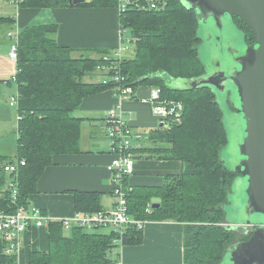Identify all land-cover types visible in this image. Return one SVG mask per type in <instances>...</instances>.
<instances>
[{
  "label": "trees",
  "instance_id": "obj_1",
  "mask_svg": "<svg viewBox=\"0 0 264 264\" xmlns=\"http://www.w3.org/2000/svg\"><path fill=\"white\" fill-rule=\"evenodd\" d=\"M15 2L23 7L70 6L69 0ZM158 2L157 9L129 7L119 12L122 33L130 30V41L134 44L133 53L119 59L120 74L134 89L136 85L151 84L159 89L162 99L182 104L180 118L169 117L149 137L158 145L141 150L181 160L184 168L162 187H131L128 211L137 219L182 222L184 264H219L238 235L223 224L230 186L238 175L221 161L228 142L223 108L207 87L179 89L170 85L171 78L189 80L204 71L198 55V23L195 12L183 6L180 0ZM117 3L118 0H89L79 5L117 7ZM10 20L0 17V25ZM237 21L246 41L251 43L254 36L238 18ZM55 31L56 25L42 24L18 32L16 73L12 78L18 96L16 154L13 158L0 155V211L7 213L14 212L18 206L29 205V196L36 190L38 178L55 154L79 151L81 118L74 112L82 99L114 88L109 77L99 78L113 74L117 60L112 56L114 50H97L101 54L98 58L76 57L72 48L56 43ZM103 65L109 67V73L99 70ZM135 150L133 145L134 157ZM9 161L24 162L15 177L16 203L6 190L11 173H6L3 166ZM152 196H156L158 201L154 203L159 205L147 212L146 205ZM74 201L77 211L101 209L96 193L75 192ZM47 229L48 249L30 251L28 264H114L116 261L112 232L78 227L64 235L56 221L50 222ZM135 230L125 242L141 241V231ZM0 264H15V256L0 251Z\"/></svg>",
  "mask_w": 264,
  "mask_h": 264
},
{
  "label": "crops",
  "instance_id": "obj_2",
  "mask_svg": "<svg viewBox=\"0 0 264 264\" xmlns=\"http://www.w3.org/2000/svg\"><path fill=\"white\" fill-rule=\"evenodd\" d=\"M7 3L8 8L0 11V17L11 19L6 23L8 28L0 39V101L7 99L11 93L17 94L16 85L12 82L16 61L8 56L11 43L9 31L18 33L31 25L54 24L56 43L72 48V54L76 57L89 55L98 58L101 54L97 50L112 51L125 40L117 7H23L16 4L15 0H7ZM155 88L151 84L136 85L134 97L121 101L110 88L85 96L74 112L75 116L81 118L79 151L52 157L51 164L44 168L38 178L35 192L29 196V205L38 207L51 219L68 217L77 211L75 192L96 193L101 209L113 205V184L108 169L113 155L110 153L104 119L107 111L119 104L131 131L142 135V138L133 141L137 142L134 143L136 157L133 171L125 177V183L134 189H155L166 185L171 176L179 174L184 168L181 160L161 156L159 152L141 150L158 145L149 139L162 125L150 100ZM16 128L17 109L15 147L9 149V145L1 142V136L0 155L13 158L16 154ZM157 201L156 196H152L148 203L152 205ZM145 220L140 229L141 241L125 242L136 231L134 227L128 228L119 245L113 247L114 259L119 264H184V224L176 220ZM47 227L31 226L19 236V247L13 252L15 264H28L32 250L48 249ZM90 231L112 232L109 229ZM62 232L69 235L71 229H62ZM4 246L5 240L0 233V251L4 250Z\"/></svg>",
  "mask_w": 264,
  "mask_h": 264
},
{
  "label": "water",
  "instance_id": "obj_3",
  "mask_svg": "<svg viewBox=\"0 0 264 264\" xmlns=\"http://www.w3.org/2000/svg\"><path fill=\"white\" fill-rule=\"evenodd\" d=\"M85 1L69 0V4L79 5ZM180 1L195 12L200 43L199 27L202 24L214 23L219 31L216 37V45L219 46L221 31L226 24H234V18L244 23L254 36L251 43L247 42L244 31L234 24L242 33L241 43L235 46L225 44L220 48L222 60L214 62L202 61L199 44L198 55L204 71L193 79H182L184 84L180 88L207 87L215 97L222 96L229 101L232 108L229 123L223 109L227 145L232 134L230 126L237 127V143L234 144L232 157L224 159L225 147L221 161L227 169L238 174L230 186L227 205L232 204L237 191L242 193L243 200L237 204L236 216L240 219L237 222L228 221L227 206H224L225 227L234 231H246L250 226L255 228L247 240L231 243L219 264H264V0ZM207 37L211 34L208 33ZM208 58L214 60L215 52ZM158 205L153 203L151 207ZM107 258L110 259V256Z\"/></svg>",
  "mask_w": 264,
  "mask_h": 264
},
{
  "label": "built area",
  "instance_id": "obj_4",
  "mask_svg": "<svg viewBox=\"0 0 264 264\" xmlns=\"http://www.w3.org/2000/svg\"><path fill=\"white\" fill-rule=\"evenodd\" d=\"M159 0H118L117 8L119 12L132 7L137 9H157L160 6ZM8 36L11 39L8 56L15 60L18 50V33L9 31ZM123 43L113 51L115 66L113 74H105L102 78L109 77L114 88L113 95L119 100L126 98H133L135 89L132 85L124 81V77L120 74V62L122 57ZM99 70L103 73H109L108 66H100ZM17 94L10 99V105L17 107ZM151 102L153 111L159 116L161 124L168 121L169 117L176 120L180 118L182 104L179 101H170L160 97V91L155 88L151 95ZM105 126L107 137L110 141V153L113 155L112 160L108 165L111 172V179L113 184L112 194L114 196V203L108 209H100L91 212L75 211L71 216L59 219H51L44 215L36 206H18L12 213L0 211V233L5 240L4 252L13 254L19 247V236L27 231L31 226L47 227L52 221L60 224L63 230H70L72 228H83L85 230L109 229L114 233L113 245H119L122 241L128 228H136L138 230L143 228L145 219H137L130 216L128 211V196L131 191V186L125 183V177L132 173L134 167V156L131 152L133 141L136 138H142L141 134L133 133L123 118V111L121 106L109 109L105 116ZM23 161H9L4 164L3 169L6 173H11V180H8L6 190L10 193L11 201L16 203L18 199L17 182L15 177ZM151 204L147 203L146 210L150 211ZM114 264H119L115 261Z\"/></svg>",
  "mask_w": 264,
  "mask_h": 264
},
{
  "label": "rangeland",
  "instance_id": "obj_5",
  "mask_svg": "<svg viewBox=\"0 0 264 264\" xmlns=\"http://www.w3.org/2000/svg\"><path fill=\"white\" fill-rule=\"evenodd\" d=\"M8 3L7 0H0V11L4 10L5 7L8 8ZM6 8V9H7ZM6 28H8L7 24H2L0 25V39L4 36V30L6 31ZM211 34V37H207V34ZM219 31L217 27L214 25L213 22H208L206 24H202L201 27H199V35L201 37V43H200V56L201 59L204 63L208 62H214L216 59L222 60V52L220 51V48L224 47L225 44H231L232 46L238 45L242 41V33L235 28L234 24L230 22V24H226L223 28V30L220 33V38H221V44L219 46L216 45L218 40H216V37L218 36ZM130 30H125L124 31V43H123V52L122 56H128L132 54L133 51V46L134 44L132 41H130ZM215 52V59L214 60H209L208 57H210V54L212 52ZM104 75H100L99 78L102 79ZM170 80V85L175 86V88L183 87V80L182 79H169ZM185 88V87H184ZM15 95L14 93H11L9 96H7V99H2L0 101V130L3 132H0V137H1V142L4 144L9 145V149L13 150L12 148L15 147V132H14V127L16 123V104L15 105H10V99L11 97ZM217 101L223 106V109L225 111L226 115V122L229 123L232 119V113L230 110H232L229 101L226 100V98L223 99L222 96L217 98ZM234 119V117H233ZM232 128V134L230 137V141L226 148L224 149L223 156L224 159H229L232 157V152L234 148V144L237 143V140L235 139V134L237 132V127L234 125L230 126ZM144 140V138L142 139ZM146 141V139L144 140ZM110 143V141H109ZM135 143V142H134ZM133 143V145H134ZM137 143V142H136ZM135 143V144H136ZM13 152V151H12ZM12 156V154H11ZM15 156V155H14ZM13 156V157H14ZM228 166L230 164L227 162ZM238 186H235V188ZM235 197H233V202L232 204L226 203L225 206H227V219L229 222H237L240 221V219L236 216V208L237 204L243 200L242 193L240 192H235ZM224 225L226 222L223 223ZM68 232V231H67ZM241 237H239V234L237 237H235L233 240H239ZM233 241V242H234Z\"/></svg>",
  "mask_w": 264,
  "mask_h": 264
},
{
  "label": "flooded vegetation",
  "instance_id": "obj_6",
  "mask_svg": "<svg viewBox=\"0 0 264 264\" xmlns=\"http://www.w3.org/2000/svg\"><path fill=\"white\" fill-rule=\"evenodd\" d=\"M234 24L241 29L239 22L237 21V18H234ZM255 226L247 227L246 231H236L239 234V237H241L239 240H236L232 243L240 242L247 240L249 236L252 234Z\"/></svg>",
  "mask_w": 264,
  "mask_h": 264
}]
</instances>
